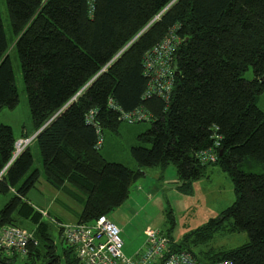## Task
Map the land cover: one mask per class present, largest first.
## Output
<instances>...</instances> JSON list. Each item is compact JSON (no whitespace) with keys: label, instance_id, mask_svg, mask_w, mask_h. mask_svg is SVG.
<instances>
[{"label":"trees","instance_id":"16d2710c","mask_svg":"<svg viewBox=\"0 0 264 264\" xmlns=\"http://www.w3.org/2000/svg\"><path fill=\"white\" fill-rule=\"evenodd\" d=\"M36 133L43 174L55 188L67 184L82 211L78 223H92L127 199L143 168L173 165L182 186L216 165L234 183L236 200L197 232L194 245L220 232L247 233L249 241L227 250L172 242L202 262L264 264V174L246 172L248 158L264 163V0H6ZM170 33L181 39L174 59L175 87L169 103L145 96L146 54ZM9 41L0 8V113L19 103ZM252 69V80L245 74ZM145 110L151 127L134 146L138 168L109 162L97 148L104 130L118 131L122 112ZM95 110L94 124L87 116ZM25 139L30 136L24 135ZM219 140L215 163L198 154ZM18 141L0 123V172L12 160ZM220 150L222 154L220 155ZM41 177L30 145L0 179V193L11 194L0 212V226L30 220L34 242L24 264H81L75 250L52 236V225L30 203ZM58 223H64L55 219ZM76 222V223H77ZM67 224V223H66ZM22 228V227H21ZM208 233L209 239H201ZM63 244H66L64 246ZM16 253L0 250V264H20Z\"/></svg>","mask_w":264,"mask_h":264},{"label":"rangeland","instance_id":"374dc122","mask_svg":"<svg viewBox=\"0 0 264 264\" xmlns=\"http://www.w3.org/2000/svg\"><path fill=\"white\" fill-rule=\"evenodd\" d=\"M2 20L9 41V56L12 61L15 85L19 94V103L14 109L4 108L0 113V123L13 128L18 141L25 140L24 133L30 136V148L34 156V168L41 166V154L34 138L35 126L29 106L28 94L25 87L19 54L15 46L11 21L8 14L6 0H0ZM252 69L245 78L252 80ZM257 105L264 111V92L258 96ZM151 127V121L129 124L122 121L118 131L104 130L101 153L109 162H118L131 169H137L131 149L134 146L144 145L139 135ZM246 172L264 174V163L248 158L243 164ZM143 176L131 186L125 202L111 211L107 216L121 231L124 242V253L133 256L136 251L144 247L146 229L157 230L169 237L174 243L188 244L194 252L200 248L231 249L249 241L247 233L229 234L220 232L213 239L194 245L192 241L197 232L208 222L220 216V213L231 206L236 200L234 183L231 177L216 165L206 167L203 177L182 186L177 170L173 165L165 170L160 167L143 168ZM43 173V171H42ZM33 188L28 198L38 204L45 212L44 219L52 225V236L59 248L62 240L55 219L60 218L64 223H73L77 219L74 215L82 210V206L74 200L70 189L59 190L50 185L44 178ZM44 181V182H43ZM11 194L0 193V212L10 200ZM59 200V201H58ZM64 203L65 205H63ZM20 227L31 231L34 228L30 220L18 218ZM59 219V220H60ZM208 233H201V239H209ZM66 246V244H63ZM45 259L36 261L43 263ZM20 258L19 263L24 264Z\"/></svg>","mask_w":264,"mask_h":264},{"label":"built area","instance_id":"2783aa9c","mask_svg":"<svg viewBox=\"0 0 264 264\" xmlns=\"http://www.w3.org/2000/svg\"><path fill=\"white\" fill-rule=\"evenodd\" d=\"M90 14L95 9V0H86ZM181 46V39L170 33L155 45L144 58L143 74L147 79L145 96H158L169 103L176 82L174 59ZM96 111L91 110L87 122L94 124ZM121 119L129 124L145 122L151 115L143 109L133 112H122ZM209 149L198 154L202 163H215L218 158L220 142L218 136ZM30 139H20L15 144V152L9 164L0 172V179L10 163L17 158L30 144ZM103 145V137L98 141L97 148ZM43 215L45 212L40 210ZM61 236L66 243L74 248L81 264H233L230 260H219L214 263L202 262L188 251L173 252L172 240L157 230H145L144 247L133 256L124 253V242L120 228L108 216L102 215L92 223H58ZM30 243L34 242V234L14 225L0 226V250L16 253L26 258Z\"/></svg>","mask_w":264,"mask_h":264},{"label":"crops","instance_id":"0c3cea01","mask_svg":"<svg viewBox=\"0 0 264 264\" xmlns=\"http://www.w3.org/2000/svg\"><path fill=\"white\" fill-rule=\"evenodd\" d=\"M35 133H36V129H35ZM27 133H24V135H26ZM35 161V160H34ZM37 169H39L40 170V172H41V177L43 176V173H42V171H43V169H42V161H41V166L40 167H38ZM41 177H40V179H41ZM45 178V177H44ZM46 180V179H45ZM40 181V180H39ZM47 181V180H46ZM44 182V181H43ZM39 183V182H38ZM37 183V184H38ZM49 183V182H48ZM37 184H36V186H37ZM50 184V183H49ZM51 185V184H50ZM35 186V187H36ZM34 187V188H35ZM57 189H59V188H57ZM65 189H70L71 191H73V192H76L75 191V189H73L70 185H66L65 187H63V188H60L59 190H65ZM9 197H11V196H9ZM28 198V197H27ZM29 199V198H28ZM29 201H30V203L31 204H33L37 209H41L39 206H38V204H36L35 202H33L32 200H31V198L29 199ZM59 201V200H58ZM63 205H65L64 203H62ZM82 206V205H81ZM82 211V210H81ZM80 211V212H81ZM80 212H77L74 216L75 217H77L76 219L78 220V215L80 214ZM58 219H60V218H58ZM61 220V219H60ZM77 220L75 221V222H73V223H76L77 222ZM62 221V220H61ZM31 232V231H30ZM33 233V232H32Z\"/></svg>","mask_w":264,"mask_h":264},{"label":"water","instance_id":"95a60500","mask_svg":"<svg viewBox=\"0 0 264 264\" xmlns=\"http://www.w3.org/2000/svg\"><path fill=\"white\" fill-rule=\"evenodd\" d=\"M176 75L178 76L179 75V72H178V70L176 69ZM261 82H264V78L263 79H261ZM67 106V105H66ZM66 106L62 109V110H60V112H58L54 117H52L47 123H46V125L44 126V127H42L38 132H37V134H39L49 123H51L65 108H66ZM36 134V135H37ZM222 154V150H220V155Z\"/></svg>","mask_w":264,"mask_h":264}]
</instances>
